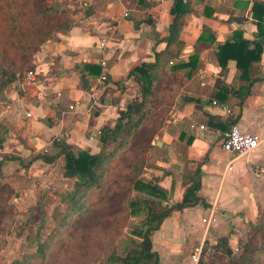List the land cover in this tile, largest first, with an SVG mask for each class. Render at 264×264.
Returning <instances> with one entry per match:
<instances>
[{
  "label": "crops",
  "instance_id": "obj_1",
  "mask_svg": "<svg viewBox=\"0 0 264 264\" xmlns=\"http://www.w3.org/2000/svg\"><path fill=\"white\" fill-rule=\"evenodd\" d=\"M58 1L64 10H71L68 29L35 55L34 82L24 75L22 82L17 79L7 85L0 97V181L14 190L17 216L39 218L41 226L51 225L65 210L75 189V179L63 176V154L54 140L65 141L74 151L100 150L101 128L113 124L117 108L141 97L129 72L152 59L173 20L174 0ZM255 1L264 3L193 0L179 34L182 49L166 66L163 87L173 85L172 104L158 147L169 160L161 173L147 181L166 194L167 205L181 202L194 180L200 185L195 203L173 210L152 232L151 248L159 256L158 264H189L190 250L198 243L239 244L264 211V180L247 170L249 163L264 165V41L259 60L249 66L247 77L254 81L243 99L236 95L245 80L239 78L235 61L222 68L216 57L218 46L234 35L251 41L250 49L260 41L252 16ZM203 33L213 39L197 52ZM103 38L107 43L102 48ZM195 52L194 70L172 68ZM86 65H95L93 72ZM103 73L105 80L100 79ZM82 79L87 80L86 87ZM220 88L228 89L223 101L216 97ZM232 124L263 140L249 156L234 159L228 170L232 155L221 143ZM177 166L194 173L186 177ZM197 168L199 179H195ZM51 202L54 207L48 205ZM211 212L217 221L206 230L201 218ZM131 240L141 238L132 235Z\"/></svg>",
  "mask_w": 264,
  "mask_h": 264
},
{
  "label": "trees",
  "instance_id": "obj_2",
  "mask_svg": "<svg viewBox=\"0 0 264 264\" xmlns=\"http://www.w3.org/2000/svg\"><path fill=\"white\" fill-rule=\"evenodd\" d=\"M25 1L26 6L24 0H0V97L2 90L9 83L22 77L25 71L34 70L33 65L30 64L36 53L57 33L67 30L71 21L69 9H56L54 4H48L47 0H35V3L32 0L30 4H28L30 0ZM192 1H173L171 8L173 20L169 25L168 35L157 42L159 45L153 50L150 61L143 62L129 72V76H132L139 86L142 98L140 101H132L116 109L113 124L103 126L100 130V150L96 153L86 149L74 151L65 141L54 140V144L61 147L60 154H63V176L75 179V189L66 201L62 217L58 219L57 224L45 239L37 241L36 250L13 260L10 264H48L47 260L52 251L61 250L67 247V243L72 242V235L67 239L65 236L71 233L68 227L75 218L78 223L83 218L87 224H90L89 215L93 210H97V213L102 212L100 204L109 194L104 193L98 199H93V194L103 192V185L110 175L116 157L128 146H132V141L140 134L142 127L154 113L153 108L159 100L160 87L167 77L166 66L169 60L179 56L182 49L183 42L179 40V34L185 23V16L193 9ZM252 16L256 19V34L260 41H256L250 49L251 41L234 35L232 41L219 45L216 53L222 68L226 67L229 60H234L239 78L245 80L237 89L236 95L240 99L249 93L254 81L247 77L249 66L251 62L260 58L261 42L264 41V3L257 1L253 3ZM212 39L210 33L201 34L195 50L198 52L205 42H210ZM197 59L198 54L195 52L187 62L174 65L172 68L189 67L194 70ZM86 67L93 72L95 65H86ZM227 92V88H220L216 97L223 101ZM148 100L151 106H147ZM148 143H145V147ZM46 159L52 161L54 157H46ZM195 177L199 179L200 168L195 170ZM125 181L126 188L139 195L127 200L123 207L127 213L121 219L113 217L107 220L108 226L104 229L105 242L98 241V244H101L98 250L101 255L87 257L90 260L87 264H91L94 257L96 264H158L159 256L151 248L152 232L173 210L195 203L197 200L195 194L200 185L199 180H194L188 185L181 202L167 205L166 194L157 185L135 177ZM12 194L13 191L9 186L0 183V224L10 212L9 199ZM138 214L144 216V221L129 232L141 238V241L129 239L131 247L124 255H119L116 251L117 239L125 237L122 229L128 217ZM262 224L259 226L261 229ZM40 227L41 223L38 229ZM87 234L90 237L91 230H88ZM78 240L77 243L82 244L80 237ZM236 247H239L241 251L238 256L234 255ZM212 248L214 251L205 255L199 264H264V228L261 231H255L252 235L249 234L244 246L223 243ZM60 263L68 264L66 261Z\"/></svg>",
  "mask_w": 264,
  "mask_h": 264
},
{
  "label": "rangeland",
  "instance_id": "obj_3",
  "mask_svg": "<svg viewBox=\"0 0 264 264\" xmlns=\"http://www.w3.org/2000/svg\"><path fill=\"white\" fill-rule=\"evenodd\" d=\"M31 1L32 0H30L28 4H30ZM24 3L26 6L25 0ZM33 3H35V0H33ZM47 3L51 5L60 2L58 0H47ZM59 5V9H64L61 7V4ZM35 59L36 57L34 56V59L30 64L31 66L34 65ZM27 71H25L24 75ZM24 75L19 78L21 82ZM170 80L171 79H168V83H170ZM177 81L178 78L174 79V82ZM172 86L173 85H169L165 88L162 83L158 93L159 100H157L153 108L154 113L148 121H146L140 134L135 137L134 141H132V146H128L125 151L121 152L116 157L117 159L113 162L110 175H108V179L103 185V192H95L93 194V199H98L104 193L107 195L109 194L107 199L100 204L102 212L97 213V210L94 209L89 215L90 224H87L83 218L78 223L75 218L73 223L68 227V231H71V233L68 236H65L67 239L72 235V242L67 243V247H63L61 250L52 251L47 260L48 264H54V262L55 264H61V261H66L68 264H87L90 261L87 257L92 258L93 255H101V252L98 251L101 244H98V241H101L102 243L105 242L104 229L108 226L107 220L112 219L113 217L121 219L122 216L127 213L123 210L127 200L133 196L139 195L137 192L126 188L127 183L125 179L135 177L147 181L148 179H152V177L154 178L158 175L156 173H161L159 169H161L164 162H168L169 159L165 155L164 151L159 149L160 147H158L159 145H157V141L159 139H163L166 120L170 119L169 111L172 104L170 91L173 88ZM8 87H11L10 83L8 84ZM148 101L147 106H151L150 101ZM146 142H149L147 147H145ZM177 167L179 172L186 177L192 176L194 173L193 169L189 170L188 168ZM0 183L3 182L0 181ZM12 191L13 194L9 199V205L11 207L10 212L0 224V264H10L13 260L34 252L36 250L37 241L45 239V237L52 231V228L57 224L58 219H60L63 215V211L59 212V214H56V216L51 220V225H44L38 229L40 226L39 218L35 217L32 219H22L17 216L15 204L12 201L14 190L12 189ZM50 204L54 207V203H48V205ZM54 211L56 212V210H53V214ZM143 221L144 216L140 214L128 217L125 227L122 229L125 237H118L116 242V251L119 255H124L126 250L131 247L129 239H131L132 235L129 231L139 226ZM261 223H263L262 226L264 228V211L250 227L249 233L245 235L239 245L244 246L249 234L252 235L255 231L263 230V228L261 229L259 227ZM28 224H30V226ZM88 230H91L90 237L87 234ZM27 232H29V234H27ZM79 237L82 239V244L77 243V241H79ZM64 244L66 245V243ZM240 253L241 251H238L234 253V255L238 256ZM59 254H61V256ZM60 257L62 260H60ZM91 264H96L95 257L91 260Z\"/></svg>",
  "mask_w": 264,
  "mask_h": 264
},
{
  "label": "built area",
  "instance_id": "obj_4",
  "mask_svg": "<svg viewBox=\"0 0 264 264\" xmlns=\"http://www.w3.org/2000/svg\"><path fill=\"white\" fill-rule=\"evenodd\" d=\"M124 15H128L127 12H124ZM107 39L103 38L100 42V46L103 48L106 46ZM102 66H106V61H101ZM27 81L34 82L36 78L35 70H29L25 74ZM101 80L106 79V73H103L100 77ZM137 101L141 100V97L136 99ZM73 106H70L72 108ZM30 115V114H29ZM203 128V126H201ZM262 137L255 133L245 132L239 129V127L234 124L231 125L228 131L225 133L222 140V148L232 155V159L226 165V169H232V161L238 157H247L249 154L253 153L258 145L262 141ZM247 170L253 174L255 177L264 180V165L263 164H252L247 165ZM217 221V218L214 212L209 213L206 216L201 218V223L204 225V228L207 230L211 225ZM239 247L235 248V253L238 252ZM214 250L212 246L206 245L205 243H198L193 245L190 250L188 261L189 264H199L200 260L207 255L212 253Z\"/></svg>",
  "mask_w": 264,
  "mask_h": 264
},
{
  "label": "water",
  "instance_id": "obj_5",
  "mask_svg": "<svg viewBox=\"0 0 264 264\" xmlns=\"http://www.w3.org/2000/svg\"><path fill=\"white\" fill-rule=\"evenodd\" d=\"M54 6H55L56 9H59V5H58V3H55ZM148 22H149V21H148ZM82 82L84 83V84H83L84 87H86V86H87V80H86V79H82ZM157 145H161V141H160V140L157 141Z\"/></svg>",
  "mask_w": 264,
  "mask_h": 264
}]
</instances>
